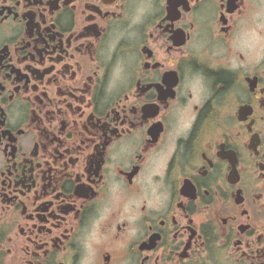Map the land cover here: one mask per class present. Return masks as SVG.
I'll list each match as a JSON object with an SVG mask.
<instances>
[{
    "label": "flooded vegetation",
    "instance_id": "1",
    "mask_svg": "<svg viewBox=\"0 0 264 264\" xmlns=\"http://www.w3.org/2000/svg\"><path fill=\"white\" fill-rule=\"evenodd\" d=\"M0 264H264V0H0Z\"/></svg>",
    "mask_w": 264,
    "mask_h": 264
}]
</instances>
